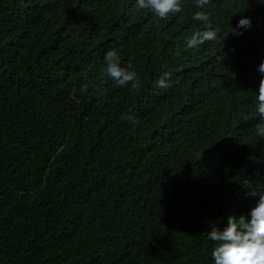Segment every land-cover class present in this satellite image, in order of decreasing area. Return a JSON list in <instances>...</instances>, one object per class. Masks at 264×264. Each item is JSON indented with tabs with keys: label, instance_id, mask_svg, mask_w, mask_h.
Segmentation results:
<instances>
[{
	"label": "trees",
	"instance_id": "16d2710c",
	"mask_svg": "<svg viewBox=\"0 0 264 264\" xmlns=\"http://www.w3.org/2000/svg\"><path fill=\"white\" fill-rule=\"evenodd\" d=\"M135 3L0 0V264H214L211 226L264 192V0H209L222 36L252 27L191 49L196 0L164 19Z\"/></svg>",
	"mask_w": 264,
	"mask_h": 264
},
{
	"label": "clouds",
	"instance_id": "9594fccd",
	"mask_svg": "<svg viewBox=\"0 0 264 264\" xmlns=\"http://www.w3.org/2000/svg\"><path fill=\"white\" fill-rule=\"evenodd\" d=\"M209 0H196L197 11L193 19L204 24L203 30L196 31L186 43V49L200 47L206 42L220 41L222 34L219 29L213 28L209 14L204 11ZM147 10L154 13L158 18L164 19L169 14H177L182 11L180 0H136L133 11ZM252 27L250 17H242L235 28L230 31L235 36H240L243 31ZM228 32V33H229ZM227 33V34H228ZM226 35L222 36L224 41ZM179 55V53H177ZM107 68V76L114 80L118 87L131 86L133 89L140 87L137 73L122 68L115 51H108L104 57ZM257 71L261 74L258 94L256 95V112L260 122L255 125V134L264 139V59L258 65ZM170 74L165 72L157 80V86L163 89L170 87ZM91 82L88 81L80 86L78 91L81 95L89 92ZM99 97L103 90L99 87L92 89ZM256 195V192L250 193ZM208 237L215 242L211 256L214 264H264V192L259 194L257 203L249 211L239 217L230 215L227 217V225L220 230L215 225L211 226Z\"/></svg>",
	"mask_w": 264,
	"mask_h": 264
}]
</instances>
